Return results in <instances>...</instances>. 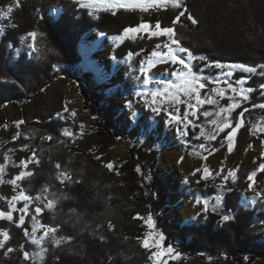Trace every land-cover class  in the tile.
<instances>
[{
	"label": "trees",
	"instance_id": "obj_1",
	"mask_svg": "<svg viewBox=\"0 0 264 264\" xmlns=\"http://www.w3.org/2000/svg\"><path fill=\"white\" fill-rule=\"evenodd\" d=\"M81 2L83 0H20L21 6L16 7V0H0V113L7 104H26L66 74L80 84L85 109L99 119L98 134L105 138L117 137L106 125L104 106L109 96L92 87L98 81L96 75L86 71L77 77L72 71L84 61L82 45L90 33L123 37L113 50L115 62H123L151 46L167 42V36L148 33L131 39L124 36L125 29L159 23L162 28H175L180 46L188 48L194 56L207 58L194 60L193 71L198 75L217 77L222 73L215 67L217 62L257 67V72L248 77L240 72L234 74L230 85L234 87L239 80L247 78L248 87L254 91L249 94V100L233 112L232 128L239 123L241 112L243 125L249 121L256 126L264 119V109L255 107L264 104V89L260 87L264 84V75L259 74L264 69L258 67L264 64V0H183L187 11L175 24L173 21L183 9L143 11L106 7L92 10L81 7ZM188 15L196 18L198 24H192ZM32 32L37 33L35 42L29 35ZM27 38L33 41L29 45L25 44ZM33 43L38 51L33 49ZM64 67L68 68L66 72L61 70ZM205 85L202 98L212 97L214 90L220 88L210 82ZM231 104L232 100L222 99L220 103L204 105L188 128L187 141L193 145L208 142L207 136L201 135L202 130L216 129L210 121L216 119L219 123L220 117L216 115L219 108ZM204 111L213 115L205 117ZM66 118L70 119L68 111L45 123H23L20 136L14 141H8L5 127L0 128V146L3 145L0 165H5V157L12 156L14 151L32 148L40 163L28 165L34 174L21 180L19 185L27 195L41 196L39 200L28 202L22 226H17L19 222L0 219V230L7 231L10 237L0 249V264H151L149 251L141 246L149 216L165 235L166 246H173L183 255L226 257L238 264H264V230L250 232L256 222L264 224V211L243 206L241 191L220 193L217 187L206 183L202 171L189 176L188 188L197 189L207 199L209 209L193 225L173 223L166 212L169 195L160 175L155 173L159 149L131 147L128 152L132 161L111 170L93 154L82 150V128ZM232 128L213 131L215 139L208 142L211 149L207 156L229 143L227 137ZM65 131L73 135L67 137L63 134ZM47 136L53 139L48 141ZM261 137L264 139V134ZM175 146L176 141L165 149ZM192 150V146L187 149L190 155ZM57 162L61 170L70 172L72 182H60L55 168ZM138 168L152 176L150 185L145 186ZM256 182L257 192L264 193V172L256 175ZM45 187L49 191L42 195ZM44 196L57 200L54 209L47 208ZM24 203H16L17 208H23ZM36 207L43 211L36 213ZM0 211L10 212L9 201L1 197ZM225 215L232 219L224 221ZM35 225L54 227L56 238L72 239L60 247L51 242V234L35 242L32 239ZM7 248L13 251L6 256ZM25 251L31 256L29 260L23 257Z\"/></svg>",
	"mask_w": 264,
	"mask_h": 264
},
{
	"label": "rangeland",
	"instance_id": "obj_2",
	"mask_svg": "<svg viewBox=\"0 0 264 264\" xmlns=\"http://www.w3.org/2000/svg\"><path fill=\"white\" fill-rule=\"evenodd\" d=\"M83 3H90L92 6L89 8L92 10H101L108 7L111 0H100L99 3L92 0H83ZM143 33L141 32L139 35L129 33L126 37L136 39L141 37ZM121 41L106 34L90 33L82 45L84 61L72 71L77 77H80L86 71L93 72L96 75L98 81L92 87L97 92L109 96L104 106L107 117L106 125L117 137L105 138L98 134L99 119L85 109L80 84L76 79L65 74L37 95H34L26 104L10 103L3 108L0 113V128L7 126L5 128L8 131V141L17 139H14V137L16 133H20V126L23 123H45L53 118L62 117L68 111L70 119L66 118V120L82 128V150L93 154L96 159L99 157L97 160L105 166L111 163V170L120 168L123 163L132 161L128 152L131 147L138 146L150 149V151L153 149L161 151L155 173L160 175V180H163L164 187L169 195L166 212L173 223L193 225L197 223L196 221L200 215L207 214L204 210V202L207 199L203 198L197 189L188 188V177L200 171L203 172L206 183L217 187L220 193L239 190L243 193V206L255 209V211H264V196L256 190V176L254 185L248 179L254 172L256 175L261 172L259 166L264 164V139L261 137L264 132L256 130L257 128H264V119L256 123V126L249 121L242 125L231 141V151H229V142L216 153L207 156L206 154L211 149L208 142L212 140L208 137L213 135L215 133L213 131L217 129L211 131L204 128L202 130L208 138V142L205 141V144L193 145L187 141L188 128L198 118V111L206 104L198 105V110L189 108V104H196L195 99L183 95L176 89L175 86L180 85L182 81V77L178 75L182 66L179 64L173 65L171 61L167 63L157 62L155 67L148 68L147 72L143 71L149 61L158 59L152 56L153 51L164 54L168 52L164 45L171 43L169 38L167 37L166 43L159 44V49L156 46H151L139 55L129 57L126 61L115 62L113 50ZM31 42H33L32 39L27 38L25 44L29 45ZM176 47V45H173V48ZM179 55L186 62L188 61L186 53H180ZM193 62L194 60L191 61L192 71ZM61 70L66 72L68 68L64 67ZM221 70L222 73L214 78L197 74L201 83L217 84L220 85L219 89L225 91L223 98L217 96L216 92L213 93L211 98L215 99L217 103H220L222 99H230L229 97L235 95L229 85L233 82L236 72L244 73L247 77L254 74L228 67ZM229 72L232 75H229ZM244 79L246 83L243 86L236 83L234 88L237 90L241 87L248 88V79ZM231 86L233 87V85ZM165 89L168 90L166 94ZM202 90H200V93ZM156 92L160 95L154 97L152 93ZM174 95H178L183 102L177 103L172 98ZM235 99L240 105L247 102L238 95H235ZM153 108H159L160 111H153ZM193 111H196V115H192ZM73 112L75 115L72 114ZM233 112L230 116H226L231 124ZM173 117L179 119H173ZM224 118L225 116H220L219 120L221 121ZM21 121L23 123L17 126L18 122ZM254 131L255 135L253 134ZM175 141L177 146L165 149ZM2 146L0 147L2 148ZM189 146L193 147L191 155L187 151ZM33 152L32 148L18 149L14 151L4 165L2 176L4 182L0 183V197L9 201L14 222H19V217L21 215L25 216L26 213L19 211L16 205V203L24 202L23 200H12V197L18 196L23 190L19 185L20 181H17L18 187L8 183V181L15 179L18 174L25 171L21 161L30 160ZM205 169L210 173L207 176L205 175ZM138 175L144 179L145 186L151 184L152 176L149 173L145 174L139 169ZM151 223L149 221L145 224L149 243H158L162 246L147 249L149 255L152 256L153 252L166 253L167 248H173V246H166L165 235L157 228L155 221L154 227L151 226ZM34 229L32 239L35 242H40L45 237L44 232L47 231L48 227L35 225ZM263 230L264 224L256 222L250 232L254 234ZM160 234L164 237L163 241L159 240ZM0 239H3V236H0ZM151 264H157L155 258L151 259ZM159 264L238 263L231 262L226 257L218 259L192 258L174 249L173 252L163 255Z\"/></svg>",
	"mask_w": 264,
	"mask_h": 264
},
{
	"label": "snow or ice",
	"instance_id": "obj_3",
	"mask_svg": "<svg viewBox=\"0 0 264 264\" xmlns=\"http://www.w3.org/2000/svg\"><path fill=\"white\" fill-rule=\"evenodd\" d=\"M96 3H99L100 0H95ZM16 7H20V0H16ZM92 6L90 3H83L81 2V7H90ZM140 8L143 11H147L149 8H163V9H168L169 7L174 8V9H183L182 11L179 12V15L176 17V19L173 21V23H179L180 22V17L184 16L187 9L184 6L183 0H131V2H127V0H111V3L108 4V8ZM12 9L9 8L8 12H11ZM7 15V13L5 14ZM187 19L191 21L192 24H198V20L196 18H194L191 15L187 16ZM153 28L155 30H153ZM141 32L144 33H148L151 36H167L169 38V40L171 41V43L169 44H165L164 47H166L168 49V52L166 54L161 53L159 51H153L152 52V56L158 58L155 61H149L148 65L145 69H143V71L147 72L148 68L151 67H155V64L157 62L159 63H167L169 61H171V63L173 65L179 64L182 66L180 72L178 73V75H180L182 77V81L180 85L175 86L176 89L178 90V92L183 93V95L185 96H189V97H193L196 101V104H189L188 107L198 110L197 106L198 105H203V104H210V105H214L217 104V101L211 97H207V98H201V93L200 90L205 88V84L201 83L200 81V77L192 71L191 68V61L193 60H201L204 61L207 58L204 56H194L193 53L185 47L180 46V41L176 38V31L174 27H166V28H162L161 25L159 23L153 25H149L147 23L144 24H140L138 27L136 28H128L125 29L124 32V36L126 37L129 33H133L136 35H139ZM32 38L33 41L35 42L37 33L36 32H32L29 34ZM117 39L123 40V37H118ZM173 45H176V48H173ZM156 48L159 49L160 45L157 44ZM33 49L38 51V49H36L35 47V43H33ZM180 53H186L187 54V58L188 61L186 62L183 58H181V56L179 55ZM215 67L217 68H221L223 69L224 67H228V68H234V69H239L241 71L244 72H248V73H256L257 72V67H252V66H248V65H244V64H233V65H222L220 63H216ZM260 69H264V64H261L258 66ZM229 75H232L231 72L228 73ZM260 75H264V72H260ZM238 83L240 85H244L246 83L245 79H241L238 81ZM229 87L231 88V91L235 94L241 97L242 100L247 101L249 100V95H247L248 93H252L254 91L253 88L248 87V88H244L241 87L239 90H237L236 88L232 87L231 85H229ZM261 89H264V84H262ZM216 92V95L223 98L225 96V91L223 89H218V90H214ZM168 92L167 89H165V94ZM152 95L155 97L157 95H160V93L156 92V93H152ZM235 95L232 97H229L230 99L233 100V103L227 107H220L219 111L216 113V115L218 117L220 116H225L224 119H222L219 123L217 122L216 119H212L210 122L216 127V129L218 131H224L225 128H232V124L229 122V120L226 118V116H230L231 113L233 111H235L237 108L240 107V103L238 101H236L235 99ZM177 103H182L183 101L180 100L178 95H174L172 97ZM153 103H155V101H153ZM255 107L264 109V104H258L255 105ZM153 111L159 112L160 109L159 108H153ZM244 111H247V109H245ZM73 115H75V113H72ZM192 115H196V111L192 112ZM203 115L205 117H211L213 115V113L209 112V111H204ZM240 116V120L239 123L236 124L235 128H232V132L228 135V140H229V151H231V141L234 139L236 131L239 127H241L244 123L243 120V112H241L239 114ZM173 119H179L177 117H173ZM21 122H18L17 126H19ZM191 123V122H189ZM5 127H7L5 125ZM83 127V126H82ZM256 130L258 131H262L264 132V128H257ZM179 131V129H178ZM65 136H71L73 135V133L65 131L63 133ZM182 135L184 134L183 132L181 133ZM253 134L255 135V131L253 132ZM201 135H204V133L202 132ZM20 136V133H16V136L14 137V139L18 138ZM209 139H215L214 135H209L208 137ZM46 140L51 141L53 138L51 136H47L45 137ZM203 147V145H201ZM36 157V153L33 152L32 154V158L30 160H25V161H21V165L23 166V168L25 169V171H22L20 174H18L15 179L8 181V183L16 185L17 187L19 186L17 184V181H21L27 177H31L34 173L28 169V164L31 163H35V164H39L40 161L39 159H35ZM5 159H9V157H5ZM97 159H99V157H97ZM106 167H108L109 169L112 168V164L109 163L106 165ZM55 168L58 170V176L57 178L60 180L61 183H64L65 181L68 182H72V177L70 172L67 171H63L61 170V165L60 163H55ZM137 171H139V169H137ZM259 171L264 172V164H260L259 166ZM4 173V165H0V183H3V176ZM210 173H208V170L205 169V175H209ZM255 176L256 173L254 172L252 175H250L248 177V179L250 181L253 182V185L255 184ZM49 191V189L47 187H45L42 190V195L43 193H47ZM260 195L264 196V193H260ZM36 199L39 200L41 199V196H37V197H32L27 195L26 193H24L23 191H21L19 193L18 196H14L12 197L13 201H17V200H23L24 203V207L19 209V211L21 212H27L29 204L28 202ZM44 199L47 200V208L48 209H54L57 200L56 199H47L46 196H44ZM217 202L219 203V198H217ZM197 203H199V201H197ZM14 207V205H13ZM204 210L205 212L208 211V202L205 201L204 202ZM213 211L216 210L215 207H213L212 209ZM43 211L42 208L40 207H36L35 208V212L36 213H41ZM75 211V210H73ZM0 219H6L8 221H13V216L11 212L5 213L4 211H0ZM24 215H21L19 217V224L17 226H22L24 224ZM222 219L224 221H229L232 219L231 216L225 215L222 217ZM151 221V226L154 227V221H152L151 216L148 217L146 222ZM41 227H43V225H41ZM109 227H113L112 225H109ZM56 232L57 229L54 227H49L47 229V231L44 232V236L45 237H49V235L51 234V242H53L55 244L56 247H60L62 244L69 242L72 238L71 237H60V238H56ZM25 235H28V232L25 231ZM0 236H3V240H0V249L5 247V242L10 239L9 237V233L7 231H3L0 230ZM164 237L162 234L159 235V240L163 241ZM141 246L144 247L145 249H149L150 247H161L162 245L158 244V243H149V238L146 236L142 241H141ZM13 249L12 248H7L5 251V255L7 256L8 253L12 252ZM46 251V249L44 250ZM174 249L171 247L167 248V252L166 253H161V252H153L152 256L149 257V259H153L155 258L157 261V264H159L160 258L163 255H166L167 253H171L173 252ZM23 257L25 260H29L31 258L30 254L25 251L23 253ZM41 259H43V257H41Z\"/></svg>",
	"mask_w": 264,
	"mask_h": 264
},
{
	"label": "bare ground",
	"instance_id": "obj_4",
	"mask_svg": "<svg viewBox=\"0 0 264 264\" xmlns=\"http://www.w3.org/2000/svg\"><path fill=\"white\" fill-rule=\"evenodd\" d=\"M127 2H131V0H127ZM188 214V213H187Z\"/></svg>",
	"mask_w": 264,
	"mask_h": 264
},
{
	"label": "crops",
	"instance_id": "obj_5",
	"mask_svg": "<svg viewBox=\"0 0 264 264\" xmlns=\"http://www.w3.org/2000/svg\"><path fill=\"white\" fill-rule=\"evenodd\" d=\"M92 1H95V0H92Z\"/></svg>",
	"mask_w": 264,
	"mask_h": 264
}]
</instances>
